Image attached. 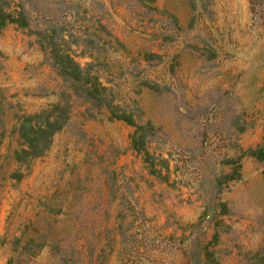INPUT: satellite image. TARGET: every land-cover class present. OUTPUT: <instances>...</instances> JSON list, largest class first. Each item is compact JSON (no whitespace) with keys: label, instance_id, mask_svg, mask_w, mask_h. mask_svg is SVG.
I'll return each mask as SVG.
<instances>
[{"label":"rangeland","instance_id":"obj_1","mask_svg":"<svg viewBox=\"0 0 264 264\" xmlns=\"http://www.w3.org/2000/svg\"><path fill=\"white\" fill-rule=\"evenodd\" d=\"M19 4L57 13L131 122L84 101L27 30L3 28L0 264H264V161L247 154L264 145V0L0 6ZM55 104L65 125L23 153L21 125Z\"/></svg>","mask_w":264,"mask_h":264},{"label":"trees","instance_id":"obj_2","mask_svg":"<svg viewBox=\"0 0 264 264\" xmlns=\"http://www.w3.org/2000/svg\"><path fill=\"white\" fill-rule=\"evenodd\" d=\"M2 0H0V4ZM21 3V2H20ZM36 14L43 18V22L35 24L31 20V15ZM57 13H47L41 11L26 10L22 4L15 9H5L0 6V33L7 24H14L22 30H27L29 35L35 36V40L40 49L44 51L52 60V67L56 74L65 82L70 83V87L81 96L84 101H90L96 108L105 107L110 114V118L124 119L131 122L124 113H116L118 106L113 105L111 95L106 93L107 89L99 83L98 72L93 70L91 63L81 66L74 60L76 51L71 49V45L65 39L64 30L57 27L59 19ZM70 36V35H68ZM68 106L59 104L53 105L51 111L35 118H30L27 123L21 125L20 134L24 140L26 149L23 153L36 157L44 153L47 149L51 136L65 125L68 118ZM35 120L32 123V120ZM41 120V122L39 121ZM134 145L136 143L133 142ZM249 156L264 161V145H257L250 148ZM237 164L238 160H232ZM239 165L233 168L229 179L238 178ZM12 264V259L7 261Z\"/></svg>","mask_w":264,"mask_h":264}]
</instances>
